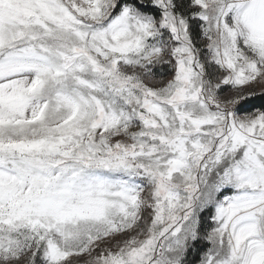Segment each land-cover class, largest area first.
<instances>
[{"label":"snow or ice","instance_id":"snow-or-ice-1","mask_svg":"<svg viewBox=\"0 0 264 264\" xmlns=\"http://www.w3.org/2000/svg\"><path fill=\"white\" fill-rule=\"evenodd\" d=\"M264 0H0V264H264Z\"/></svg>","mask_w":264,"mask_h":264},{"label":"trees","instance_id":"trees-1","mask_svg":"<svg viewBox=\"0 0 264 264\" xmlns=\"http://www.w3.org/2000/svg\"><path fill=\"white\" fill-rule=\"evenodd\" d=\"M253 103H254L257 107H259V106H261V105H264V98L256 99V100L253 101Z\"/></svg>","mask_w":264,"mask_h":264}]
</instances>
